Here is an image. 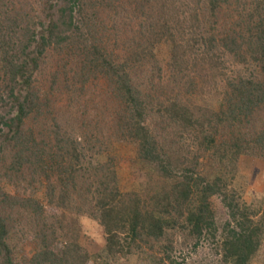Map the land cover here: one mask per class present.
Returning a JSON list of instances; mask_svg holds the SVG:
<instances>
[{"label":"trees","instance_id":"trees-1","mask_svg":"<svg viewBox=\"0 0 264 264\" xmlns=\"http://www.w3.org/2000/svg\"><path fill=\"white\" fill-rule=\"evenodd\" d=\"M92 83L137 189L77 140ZM248 157H264V0H0V264H182L202 245L253 264L264 206L233 188Z\"/></svg>","mask_w":264,"mask_h":264},{"label":"rangeland","instance_id":"rangeland-1","mask_svg":"<svg viewBox=\"0 0 264 264\" xmlns=\"http://www.w3.org/2000/svg\"><path fill=\"white\" fill-rule=\"evenodd\" d=\"M94 84L90 85L89 94L84 97L80 105L71 111L73 113L72 117L77 116L76 111L81 112V123H77L74 127L77 140L81 142L85 150L92 149V156L100 153L96 156V159L100 161H104L108 157L115 158L122 190L137 189L138 176L140 175L137 173L138 169L133 167V151L127 143L117 141L115 138L110 137L109 132L103 131L102 125H105L108 120V117L107 119L104 118V116H108L106 114L107 107L102 104L104 102H102L100 96V94H103L101 84H96L91 90ZM90 100H95L97 106H94ZM65 104L66 102L61 105ZM80 108L81 110H79ZM69 113L70 111L62 112L64 116L71 118ZM241 167L240 175L237 176L233 188L240 192L242 201L246 204L261 203L264 206V157L244 158L241 161ZM240 176H243V178ZM244 182L247 184L245 185ZM6 190L14 194L11 186H6ZM223 214L222 207L219 205L217 208L219 219H222ZM81 225L80 244L90 253L94 254L96 251H100L103 248L104 235L97 223L83 219ZM12 239L19 260L27 263L36 249L32 236L27 230H24L15 234ZM174 256L176 260H182V264H219L218 259L213 256L212 249L208 245H202L196 251L190 249L183 251L177 247ZM253 264H264V248L259 252Z\"/></svg>","mask_w":264,"mask_h":264}]
</instances>
